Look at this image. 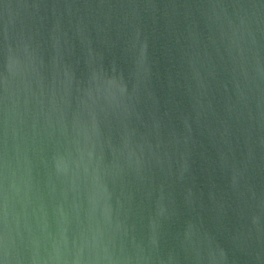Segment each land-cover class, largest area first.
<instances>
[{
    "label": "water",
    "instance_id": "water-1",
    "mask_svg": "<svg viewBox=\"0 0 264 264\" xmlns=\"http://www.w3.org/2000/svg\"><path fill=\"white\" fill-rule=\"evenodd\" d=\"M0 264H264V0H0Z\"/></svg>",
    "mask_w": 264,
    "mask_h": 264
}]
</instances>
